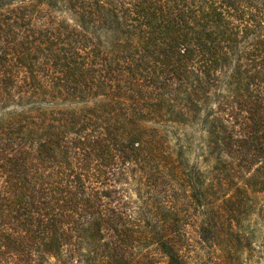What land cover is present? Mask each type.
<instances>
[{
    "label": "trees",
    "instance_id": "1",
    "mask_svg": "<svg viewBox=\"0 0 264 264\" xmlns=\"http://www.w3.org/2000/svg\"><path fill=\"white\" fill-rule=\"evenodd\" d=\"M250 231L264 0H0V264H240Z\"/></svg>",
    "mask_w": 264,
    "mask_h": 264
},
{
    "label": "rangeland",
    "instance_id": "2",
    "mask_svg": "<svg viewBox=\"0 0 264 264\" xmlns=\"http://www.w3.org/2000/svg\"><path fill=\"white\" fill-rule=\"evenodd\" d=\"M251 225L258 228L257 222L253 221ZM251 232L247 236L252 245L246 247L244 253L239 251L236 255L241 256V262L243 263L240 264H264V236L262 233L251 234Z\"/></svg>",
    "mask_w": 264,
    "mask_h": 264
}]
</instances>
